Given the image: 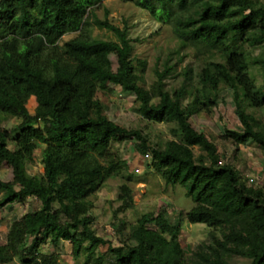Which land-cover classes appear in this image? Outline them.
Masks as SVG:
<instances>
[{
  "label": "trees",
  "instance_id": "obj_1",
  "mask_svg": "<svg viewBox=\"0 0 264 264\" xmlns=\"http://www.w3.org/2000/svg\"><path fill=\"white\" fill-rule=\"evenodd\" d=\"M103 1L0 0V166L12 168L11 179H0V212L30 199L41 203L11 222L0 264H60L66 242L83 264H233L235 257L264 264V186L249 184L235 165L242 144L254 143L264 154V122L249 112L264 107V82L257 85L250 73L257 66L264 74V52L249 50L264 48V1L121 0L169 25L181 48L191 47L203 61L197 72L184 67L181 84L170 90L166 78L175 67L167 62L147 88V61L134 57L129 28L95 13ZM96 27L115 38L94 34ZM114 86L135 95L143 118L174 124V137L154 143L143 129L110 118L97 94ZM224 89L241 122L220 134L232 156L191 121L211 113ZM130 140L151 155L148 167L167 184L187 188L195 204L179 215L209 227V239L190 254L180 223L164 210L141 213L128 233L121 223L116 246L94 228L90 197L109 178L123 180L115 218L134 206V176L118 145ZM38 151L43 170L31 172ZM46 243L53 251H43Z\"/></svg>",
  "mask_w": 264,
  "mask_h": 264
},
{
  "label": "rangeland",
  "instance_id": "obj_2",
  "mask_svg": "<svg viewBox=\"0 0 264 264\" xmlns=\"http://www.w3.org/2000/svg\"><path fill=\"white\" fill-rule=\"evenodd\" d=\"M95 13L102 19L107 16L112 23L121 28L125 26L129 28V36L134 45V57L147 61V69L144 73V83L147 88L155 82L156 71H162L167 62L175 67L174 73L166 78V87L169 90L181 84L182 78L179 73L184 67L191 66L197 72L203 64V61L195 56L194 49L191 47L181 48L180 41L169 25L159 23L148 11L131 2L104 0L95 9ZM94 34L104 38H115L110 31L101 30L97 27L94 28ZM74 35L75 33L67 34L63 41L72 38ZM249 50L253 56L264 52V48L261 47ZM112 59L116 68V60L114 57ZM250 71L252 75H255L253 76L256 84H263V71L257 66H252ZM97 96L105 105L110 118L124 126L143 129L152 142L162 143L166 139L174 137L170 131L174 124L155 123L143 118L135 110L137 105L135 95L121 87L114 86L112 91L106 93L99 91ZM28 106L31 112H34L35 102L31 101ZM249 112L264 122V107L250 108ZM191 121L196 129L204 131L207 135L215 136L221 151H227L229 155H233L231 143L220 137L226 128L237 129L241 126V122L235 113V105L230 90L221 91L218 105L212 108L211 113L201 112L194 115ZM17 122V119L12 118L10 125L13 126ZM118 145H120L128 161L129 172L134 176L130 183L133 189L134 206L119 212L115 218V210L121 204L118 195L120 194L119 186L123 180L120 177L109 178L90 197L94 203L91 214L95 219L94 228L97 233L111 240L114 246L119 245L117 231L121 223L125 225L124 232L128 233L141 213L164 210L168 213L172 224L180 223L181 244L188 254L199 243L207 241L209 239V227L206 224L190 223L185 216L179 215L180 210L187 212L195 204L194 200L186 194L187 188L182 184H167L163 177L148 167L151 155L140 154L133 141H124ZM195 151L197 154L199 153L198 148H195ZM37 154V159L28 165L31 172L43 170L39 159L40 151ZM235 163L241 173L250 180L249 184L264 186V174L261 171L264 165V154L259 146L254 143L242 144ZM11 178L12 168L6 163L2 164L0 166V179L9 180ZM40 205L41 203L37 199H30L26 204L14 203L2 209L0 212V244L5 242L7 231L14 219L19 218L29 209L39 208ZM43 251L50 252L53 249L46 243L43 245ZM100 251L106 252L107 246H101ZM232 262L233 264H249L250 261L242 257H235ZM60 264H83V259L79 261L73 259L72 245L69 242L65 243V251L61 255ZM108 264L114 263L110 259Z\"/></svg>",
  "mask_w": 264,
  "mask_h": 264
}]
</instances>
